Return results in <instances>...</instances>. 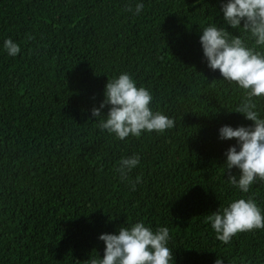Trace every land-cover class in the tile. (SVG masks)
<instances>
[{"label":"trees","instance_id":"1","mask_svg":"<svg viewBox=\"0 0 264 264\" xmlns=\"http://www.w3.org/2000/svg\"><path fill=\"white\" fill-rule=\"evenodd\" d=\"M226 2L0 0V264H90L104 255L100 235L141 221L169 228L171 264H264V229L224 244L205 223L239 198L264 214V181L246 194L230 184L239 170L225 153L237 141L219 134L254 124L235 112L243 90L208 67L200 43L215 25L254 45L225 23ZM122 73L174 128L124 140L99 128L111 106L98 118L92 109ZM256 103L264 118V97ZM133 155L140 163L121 180L119 162Z\"/></svg>","mask_w":264,"mask_h":264},{"label":"clouds","instance_id":"2","mask_svg":"<svg viewBox=\"0 0 264 264\" xmlns=\"http://www.w3.org/2000/svg\"><path fill=\"white\" fill-rule=\"evenodd\" d=\"M143 9V3H137L134 12L138 15ZM127 10L133 11L130 6ZM221 11L227 25L233 29L242 27L254 40V45L248 47L240 35L230 37L227 28L215 25L204 28L200 36L208 67L212 71L219 70L223 80L237 84L243 90L241 104L235 112L254 122L250 127L224 125L219 129L221 140L237 141L225 155L227 170L236 168L239 176L229 174L227 179L246 194L257 180L264 181V118L256 110V98L264 97V51L257 50L264 48V0H227ZM4 47L12 57L21 52L12 39H7ZM105 97L99 108L92 109V116L101 117L102 109L110 105L99 128L115 134L119 140L129 136L140 138L144 132L163 134L175 127L174 118L153 112L150 90L137 87L127 73L109 80ZM139 163V155L122 158L117 168L121 180L128 179V174ZM140 182L141 177L132 182L133 191ZM205 223L211 224L216 239L228 244L239 233L264 229V214L254 198H239L212 212ZM99 239L106 245L104 255L99 260L90 258V264H171L174 259L173 251L168 247L171 239L168 227L153 230L141 221L130 227H120L118 234H102ZM215 264H223V260L217 259Z\"/></svg>","mask_w":264,"mask_h":264}]
</instances>
